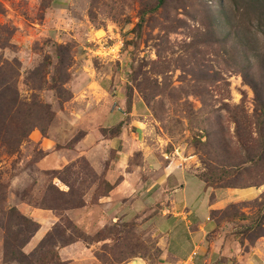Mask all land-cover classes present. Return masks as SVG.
Instances as JSON below:
<instances>
[{"label": "rangeland", "instance_id": "374dc122", "mask_svg": "<svg viewBox=\"0 0 264 264\" xmlns=\"http://www.w3.org/2000/svg\"><path fill=\"white\" fill-rule=\"evenodd\" d=\"M214 1L166 0L163 8L149 12L156 0H0V86L16 88L20 100L35 102V122L47 129L45 135L36 128L17 140V118L11 113L0 119V264H40L48 248L62 264H173L168 243L187 254L201 246L198 235L190 236L183 224L161 217L164 207H151L147 195L138 194L118 215H110L100 204L106 175L83 158L60 170L39 167L41 140L65 139L57 148L71 147L84 135L68 128L79 118L70 122L62 117L72 98L60 91V81L66 73L63 88L71 96L73 81L89 70L106 76L128 102L136 97L146 104L143 115L150 117L141 142L149 159H160L167 169L188 164L208 189L261 188L257 199L210 215L216 226L206 242L220 248L221 264H248L241 251L255 245L264 253V151L259 147L264 123L258 126L261 104L238 66H253L248 81L264 91L258 84L264 71L256 67L264 55V38L244 26L230 45L203 44L207 17L215 14L221 24ZM227 13L224 23L232 27L236 19ZM39 106L50 108V121ZM54 162L50 157L46 164ZM224 169L234 176L215 182ZM57 171L62 181L55 178ZM188 193L193 224L208 230L195 189ZM184 201L183 194L176 195V202ZM11 208L38 225L32 214L48 211L53 222L41 232L39 225L35 233L23 220L6 216ZM238 215L258 218L259 225ZM154 216L163 235L151 221ZM248 225L254 227L244 233ZM42 242L43 252H35Z\"/></svg>", "mask_w": 264, "mask_h": 264}, {"label": "crops", "instance_id": "0c3cea01", "mask_svg": "<svg viewBox=\"0 0 264 264\" xmlns=\"http://www.w3.org/2000/svg\"><path fill=\"white\" fill-rule=\"evenodd\" d=\"M71 92L73 97L64 109L69 111L68 115L62 114V117L68 118L70 122L74 118H79L77 125L70 123L68 128L74 126L71 134L80 130L84 135L71 147L57 148V144H65L63 141L65 139L60 137V140L57 138L41 140L40 149L44 152V158L40 161L39 167L44 171L60 170L77 158L85 159L97 173H105V180L114 186L110 194L100 200V204H104L106 212L110 215H118V212L125 209L124 206L138 199V194L147 195L152 199L151 207L154 205L164 207L160 209L161 217L171 218L174 223L183 224L182 228L189 230L190 236L198 235L201 246L195 247V250L200 254L195 250L187 254L177 248L171 249L168 243L166 252L173 259V264H221L218 258L222 254L220 248L206 242L207 235L216 226L210 218L211 212L221 211L229 204L255 200L262 194L261 188L208 189L204 182L188 170V164L167 169L160 159H149L141 142L142 127L150 117L143 115L148 112L146 104L141 99L133 97L128 110L127 98L120 88L108 85L106 76L100 72L89 70L88 73H81L79 78L73 81ZM119 125H121L119 132L112 135L111 132ZM137 155L140 162L135 161ZM50 157L54 158L55 162L49 166L46 163ZM144 174L147 176L146 179L143 177ZM192 188L196 191L198 202L207 212L208 230L205 224H193L191 220L193 214L187 208V202L188 192ZM180 193L184 195V203L176 202V195ZM50 214L48 211L32 214L41 226L40 232L45 230L44 224L53 222ZM154 218L155 216L151 218L152 223ZM153 225L161 234L155 222ZM40 232L36 237L40 236ZM75 247L77 245L70 248ZM254 247L241 251V257L244 260L249 258L248 264H264V253L257 245ZM248 251L251 254H248Z\"/></svg>", "mask_w": 264, "mask_h": 264}, {"label": "trees", "instance_id": "16d2710c", "mask_svg": "<svg viewBox=\"0 0 264 264\" xmlns=\"http://www.w3.org/2000/svg\"><path fill=\"white\" fill-rule=\"evenodd\" d=\"M165 2H166V0H156V6L154 8H151L149 10V12H156L157 10L163 8V6L165 5ZM210 2L211 1H209V3ZM214 3H217L220 6V9H221V12H220V14H221L220 20L221 21H220V23L222 25L221 24H218V25L221 28H223V30L221 28H219V26L216 24L215 14L211 15L210 17L208 16L207 17L208 32L205 34V36L207 37V41H201V42H203V44L206 43V45H208V46L209 45L219 46L221 44H223V45L229 44L230 45L231 41L234 40V38L237 36V33L240 32L239 28L240 27L242 28L244 26H245L244 28L249 33H251L253 36H258V37L264 38V0H219V1L217 0L216 2L214 1ZM227 12H230L232 14L233 18L236 19V24L232 27L229 26L227 22L224 23V16H226L227 14H228V16H230L229 13H227ZM146 14H147V11H144V13H142L141 21H140V24L137 25V29L142 28V23H143V20H144V17ZM220 30H222L221 32L223 33V36L221 37V39H218L217 37L219 35ZM223 54H224V56L227 55V51H225ZM228 55H230V54H228ZM262 57L263 58L261 59V62H259V64L256 67H258V68H260V70L262 69L264 71V55ZM247 64H248V66H246V67L242 66L240 63L238 64V66H239L240 70L243 71L242 73L244 74L245 81L249 82V84L254 88L255 96L260 101L261 113L258 116V126L260 128H263V123H264V91L262 90V86H260L261 87L260 88L257 85V83H254L253 81H251L252 82L251 83L250 81H248V80H251L250 79L251 76L249 75V72L252 74L254 70H253V66H251L249 63H247ZM66 75L67 74L65 73L63 75V81H60V82H62L61 83L62 88H60V91L66 95V98L67 97L72 98V95L70 96V93L66 92L65 89L63 88V86L66 84V81H68V78ZM261 79H262L261 81L258 80V84H261L264 86V77H261ZM252 80L255 81V79H252ZM39 83H42V81L40 79H39ZM35 104H36L35 102H34V104H31L30 102L20 100L16 88H12V87L10 88L8 86H4V87L0 86V119L2 120L4 115L6 118L8 115L10 117L11 113L15 118H17V124L19 123V126H20L18 128V131L20 133H19V135L17 134V140H19L20 138H25L27 136V134H29L31 131H33L36 128L38 130H40V132L43 135H45L46 130H47L46 126L43 128L38 127L37 123L35 122V111H34V105ZM130 106H131V102H128V100H127V109L128 110L130 109ZM40 108L43 109L45 118L49 119V121H50L52 119L50 108L48 106H43ZM47 125H48V123H47ZM249 126H250V124H249ZM120 127H121V125L116 127V129H114V131H112L111 134L112 135L117 134L120 130ZM105 132L106 131L104 130L103 133H105ZM78 141L79 140H77L74 144H76ZM244 147H246V149L249 148L247 145H245ZM259 147L261 148L262 151H264V142L263 141H260ZM246 151H248V150H246ZM260 161H261V159H260ZM59 173H60V171L55 172V178L62 181L61 178L57 177V174H59ZM234 174H235L234 171H231V170L226 171L224 169V171H221L219 174H216L218 177H217L215 182L223 181L227 178L234 176ZM197 178L205 183V181L203 180L202 177L198 176ZM101 184L104 185V187H105V193L103 195H100V199L107 197L114 188V186L110 185L106 180L102 181ZM208 187L210 188L211 186H208ZM252 187H254V186H252ZM252 187H246V188H252ZM246 188H240V189H246ZM215 212L216 211H212L211 215L215 214ZM6 216L10 219L16 218V219L23 220L25 223V228L26 229H33L35 233L40 228V226L38 224L34 223L35 224L34 225L31 222V220H27V219L22 218V216L19 214V212L17 211L16 208L9 209L7 211ZM252 217H248L245 215H238V218L241 221L252 219L253 224L258 226L259 225L258 218H252ZM253 227L254 226H252V225L245 226L244 233L251 231L253 229ZM43 247H45V246L43 245V242H42L40 244V248H37L35 250V252L38 251L39 253H42ZM41 256H42V259L40 261V264H62L60 261L58 253L52 249L48 248L47 252L45 254H41Z\"/></svg>", "mask_w": 264, "mask_h": 264}, {"label": "water", "instance_id": "95a60500", "mask_svg": "<svg viewBox=\"0 0 264 264\" xmlns=\"http://www.w3.org/2000/svg\"><path fill=\"white\" fill-rule=\"evenodd\" d=\"M133 264H141V263H138V262H133Z\"/></svg>", "mask_w": 264, "mask_h": 264}]
</instances>
